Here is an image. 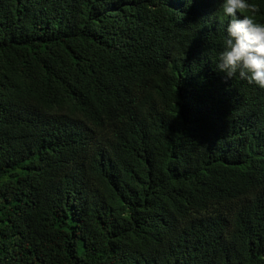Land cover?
Segmentation results:
<instances>
[{
  "label": "trees",
  "instance_id": "16d2710c",
  "mask_svg": "<svg viewBox=\"0 0 264 264\" xmlns=\"http://www.w3.org/2000/svg\"><path fill=\"white\" fill-rule=\"evenodd\" d=\"M228 19L0 0V264H264V89L214 70Z\"/></svg>",
  "mask_w": 264,
  "mask_h": 264
},
{
  "label": "clouds",
  "instance_id": "9594fccd",
  "mask_svg": "<svg viewBox=\"0 0 264 264\" xmlns=\"http://www.w3.org/2000/svg\"><path fill=\"white\" fill-rule=\"evenodd\" d=\"M252 7L249 0H220L221 11L229 19L214 70L224 79L238 75L264 89V22L243 14Z\"/></svg>",
  "mask_w": 264,
  "mask_h": 264
}]
</instances>
